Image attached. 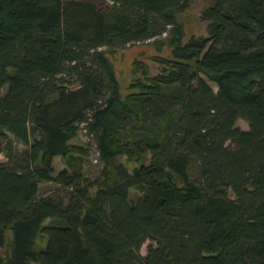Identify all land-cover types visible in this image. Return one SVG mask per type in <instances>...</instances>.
<instances>
[{
  "label": "trees",
  "instance_id": "16d2710c",
  "mask_svg": "<svg viewBox=\"0 0 264 264\" xmlns=\"http://www.w3.org/2000/svg\"><path fill=\"white\" fill-rule=\"evenodd\" d=\"M103 1L0 0V264H264V0H212L185 42L190 0ZM163 34L122 97L102 47Z\"/></svg>",
  "mask_w": 264,
  "mask_h": 264
},
{
  "label": "rangeland",
  "instance_id": "374dc122",
  "mask_svg": "<svg viewBox=\"0 0 264 264\" xmlns=\"http://www.w3.org/2000/svg\"><path fill=\"white\" fill-rule=\"evenodd\" d=\"M98 6H103L105 1L103 0H92ZM212 4V0H190L189 5L186 9L177 12V20L182 25L184 36L183 42H185L190 36H207L208 35V22L202 18V12L205 8ZM165 39V34L161 37L156 38V40L161 41ZM105 51L107 58L109 59L115 76L119 82L120 94L124 97L128 94L130 90V85L136 79H142V71L147 69L148 75L152 76L157 74L161 68L162 64L159 62L160 58L171 59V48L167 41H163L160 48H156L153 44V39L147 42H139L131 44L123 49H113L109 50L106 47H102ZM202 76L208 81V83L216 89V84L205 75ZM236 125L242 129H247L248 124L246 121L239 119ZM74 144L88 143L89 156L84 162L83 170L86 176L90 178L97 177L101 171L102 163L98 157V151L94 145L93 140L86 135L82 130L74 139L71 140ZM18 148L22 149L24 146L18 144ZM0 161H5V156L0 153ZM122 161L127 164L129 168L134 167L137 163L128 160L125 156L122 157ZM54 174H56L65 165L61 157H56L53 161ZM40 194L50 197L53 201L60 202L63 205L67 203L69 196V189H63L58 184L51 181H42L39 184ZM96 187L90 189V193L93 194ZM135 194L134 191H132ZM48 221V220H47ZM46 221V222H47ZM11 241V231H6V242L3 246L1 252L6 258L10 250ZM45 237L40 236L38 238V245L44 246ZM149 242H146L141 247V253L146 254L147 246Z\"/></svg>",
  "mask_w": 264,
  "mask_h": 264
}]
</instances>
